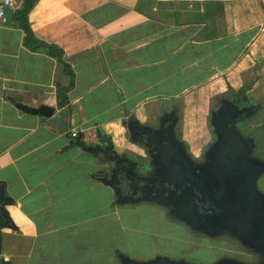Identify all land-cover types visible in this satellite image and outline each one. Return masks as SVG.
Here are the masks:
<instances>
[{"label":"crops","instance_id":"crops-1","mask_svg":"<svg viewBox=\"0 0 264 264\" xmlns=\"http://www.w3.org/2000/svg\"><path fill=\"white\" fill-rule=\"evenodd\" d=\"M21 4L13 0L14 13ZM26 20L61 63L30 49L13 19L0 26V210L8 218L0 263L182 258L157 240L186 245L165 233L185 230L155 202L119 199L111 185L117 165L91 150L105 148L99 134L107 138L141 180L148 146L131 131L172 122L175 139L197 159L213 139L211 99L229 90L250 110L237 124L255 120L245 127L263 131L264 0H35ZM61 102L71 110L66 132L17 107L59 114Z\"/></svg>","mask_w":264,"mask_h":264},{"label":"water","instance_id":"water-1","mask_svg":"<svg viewBox=\"0 0 264 264\" xmlns=\"http://www.w3.org/2000/svg\"><path fill=\"white\" fill-rule=\"evenodd\" d=\"M14 16L11 8L5 9L4 25L10 24ZM19 109L32 114H38L43 118L51 120L61 131H68L69 123L64 118L71 117V110L66 107L63 109L62 102L59 108L63 110L58 114L55 108L41 107L38 110H29L28 108L18 105ZM250 115L248 108H238L237 104H226L211 113L209 125L212 130L214 141L205 152V165L200 168L196 175V168L193 167L191 159L185 154L183 145L175 139L173 135V125L168 124L165 128L160 126L156 131L145 129V143L151 145L155 165L164 166L169 172V179L175 187L185 184L194 179V187L201 192L202 200L206 201L214 211H220L221 216L232 220V226L241 227L239 221H250L253 225L250 234L253 240H249L251 244L260 246L257 248L264 253V197L259 194L254 186L256 179L264 172V162L252 158L254 143L250 139L242 137L236 124ZM78 137V136H77ZM159 140L155 142L154 140ZM79 138L76 139L78 141ZM99 140L105 145L104 149L95 147L92 152H102L111 157V161L117 165L118 161L132 165L130 162L118 156L112 151L111 144L107 138L101 137ZM159 144L157 148L156 144ZM153 145V147H152ZM150 147V146H149ZM157 173L159 168L156 170ZM116 183L118 184V179ZM199 183L208 189L216 188V192L211 190H203L199 187ZM113 186V184H111ZM114 187V186H113ZM117 197L123 202L135 203L141 199H131L130 197L121 196L117 191ZM217 194V197L214 196ZM163 200H150L158 205ZM175 208L174 216L180 218L186 223L192 219H188L183 212L187 208L180 206ZM176 214V215H175ZM205 219L216 218L217 216L203 215ZM236 219V220H235ZM189 220V221H188ZM238 220V223L236 221ZM8 224L6 214L0 210V251H1V229ZM188 224V223H187ZM197 225V223H193ZM203 225V224H201ZM249 242V243H250ZM4 264V263H0ZM123 264H183L182 261L175 262L166 258H157L147 263H128Z\"/></svg>","mask_w":264,"mask_h":264},{"label":"flooded vegetation","instance_id":"flooded-vegetation-1","mask_svg":"<svg viewBox=\"0 0 264 264\" xmlns=\"http://www.w3.org/2000/svg\"><path fill=\"white\" fill-rule=\"evenodd\" d=\"M240 101V100H239ZM240 105V103H239ZM160 123V122H159ZM159 123L156 124V128H159ZM168 122L165 123V125ZM164 127V126H163ZM132 137L135 140L141 141L145 143V132L146 130L141 129V131L135 129L132 130ZM155 142H158L159 140H154ZM146 147V145L144 144ZM150 146V147H149ZM157 148L159 147V144H156ZM153 147V145H152ZM151 145H148L146 147L147 159L151 152ZM205 152L201 153V155L194 159L195 164L193 167L196 168L195 173H192V175H196L199 173L200 168L204 167V163H201V159L204 158ZM200 160V161H199ZM200 162V163H199ZM131 165L126 164L124 166L123 162L118 161L117 162V173H118V184L116 183V179L112 181L114 188L117 189L123 196L130 197L131 199H141V202H149L150 200H157L160 202V200H163L161 204L165 205L166 208L163 207V212L165 216H170L171 209L167 205L169 202L172 203V205L176 207L177 204L182 208L185 206L187 209L183 210L181 212L184 213V215L188 219L189 222L188 225L189 228L194 231L189 232L183 225L177 223L176 221L171 220V222L177 223L182 229H184L186 232H188L187 237L190 240V243L194 245V242H202L205 243V245H208L207 242H214V241H222V243L226 244L228 243V246H234L237 247L238 253H240L241 256L245 258V261H243L240 257L235 255H225L222 256L220 259H218L216 262L215 260H212L210 262H204V263H197L188 261L185 256H183L180 259H174L173 261L179 262L182 261L183 264H264V253L262 251H259L257 248H260V246H256L251 244V240H253V236L250 234L251 228L253 227L252 223L250 221H239L241 223V227H233L231 222L232 220H229L228 218H225L221 216V212L214 211L209 204L206 201L202 200V195L199 190H197L194 185V179L189 180L185 184H181L178 188L175 187L172 184V180L169 179L167 176L163 175L162 173L167 172L169 174L167 169H164V166L160 164V167L158 165L154 166V173L151 170V173L148 172L146 174L141 167V180L136 178L133 174V171L130 169ZM159 168L160 171H163L160 175L158 174L157 177H155V172ZM165 170V171H164ZM146 174V175H145ZM199 187L203 190H207L208 187H205L199 183ZM216 188H211L208 190H211V192H216ZM214 196L217 197V194H214ZM183 205V206H182ZM203 215H209V216H217L216 218L211 219H205ZM171 217V216H170ZM168 219V218H167ZM169 220V219H168ZM236 220V219H235ZM197 223V225H193V223ZM238 223V220L236 221ZM203 224V225H201ZM202 231V232H196V231ZM207 234L209 236H216L214 238V241H210L208 238H204L203 236H195L198 238V240L193 239L194 234L200 235V234ZM186 237V238H187ZM187 238V239H188ZM202 240H205L202 241ZM250 240V241H249ZM187 241V240H186ZM250 242V243H249ZM187 244V243H186ZM216 244V242H215ZM200 246V245H198ZM195 247L196 250H203L205 248ZM215 257V256H214ZM213 259V258H212ZM246 260H249V262H246Z\"/></svg>","mask_w":264,"mask_h":264},{"label":"rangeland","instance_id":"rangeland-1","mask_svg":"<svg viewBox=\"0 0 264 264\" xmlns=\"http://www.w3.org/2000/svg\"><path fill=\"white\" fill-rule=\"evenodd\" d=\"M239 100H241V98H239L238 95L236 97H234V96H231L230 94H225L224 96H215L214 98H212L210 105H209L208 115H207L208 116L207 117V126H209V129L211 130V127L209 125V121H210L211 113L213 111L222 107L223 105H225V103L235 105ZM253 122H255V120L247 121L244 124H237L236 128H237V130H239V133L241 134L242 137H244L246 139H250L253 141L255 147H254L253 152H252V158L255 160L264 162V130L261 131L259 129L260 127H258L256 125L253 126L254 128L252 126L250 127V125L245 127L246 125L251 124V123H252L251 125H253ZM170 123L173 124L172 122H169L168 124H170ZM153 124H154V121H153ZM249 137H251V138H249ZM213 141H214V138L212 139L210 145L212 144ZM210 145H208L203 151H201V153L206 152L207 149L210 147ZM183 150H184L185 154L189 157V159H191V161L194 165L195 164L194 158L189 155V153L187 152V148L184 147ZM149 154L150 155L148 156V159L141 161V167L143 169H145L143 171L146 174H148V172L151 173L152 169H153L152 170V172H153L155 169L154 166L156 164L154 162L155 159L153 157V152L151 151ZM200 162L205 164V154H204V158L201 159ZM162 172L163 171L159 170L157 173V171H156L155 177H157L159 173L161 175ZM162 174L167 176L168 178H170L169 174H167V172H164ZM254 186H255L257 192L264 197V172L262 175H260L258 177V179H256ZM157 202H159V201H157ZM167 205L171 209V213H170L171 217L169 215H167L168 219H172V220L176 221L177 223L183 225L189 232L194 231V230L191 231V229L189 228L190 225H188L185 221L183 222V220L174 216L173 212L175 210V206L172 205L171 202H169ZM163 207H164V209L166 208L165 205H163ZM164 226L165 225L163 223L160 224V227L165 229ZM199 231L200 230H198L196 232L198 233ZM159 232H160V235L163 234L161 231H159ZM174 232L175 231H173V233H171L169 230H167L165 233H166V236L175 237L178 241H180V239H184L185 241L187 240V244L185 245V243L184 244L179 243V245H178V243L176 241L170 242L168 239H165L164 237L160 236L157 240L158 246H161L162 244H169L170 243V245H172L173 252L178 253V254L181 253L182 255L185 256V258L188 261L197 262V263H204V262L207 263V262H210L212 260H215V262H216L222 256L235 255V254H237L236 256L240 257L243 261H245V258L243 256H241L240 253H238L239 251H238L237 247H234V246L230 247V246H228V243L224 244V243H222V241H219V242L214 241V238L216 236H209L205 233L203 235L202 234H200V235L194 234L193 239H195V240H198V238H196L195 236H203L205 239L208 238V239H210V241H214V242H207L208 245H205V243H206L205 240H202L205 243H202L200 241L199 242L195 241L194 245H192L190 243L189 238L187 237L188 232L182 231L181 229H178L177 233H174ZM183 232H186V233H183ZM200 232H202V231H200ZM215 242H216V244H215ZM198 245H200V246H198ZM197 246L200 248H205V249L196 250L195 247H197ZM246 262H249V260H246Z\"/></svg>","mask_w":264,"mask_h":264},{"label":"trees","instance_id":"trees-1","mask_svg":"<svg viewBox=\"0 0 264 264\" xmlns=\"http://www.w3.org/2000/svg\"><path fill=\"white\" fill-rule=\"evenodd\" d=\"M34 1L35 0H22V4L20 8L14 13L13 20L24 31L25 42L30 49L36 50V49L42 48L48 51L50 55L55 56L58 62L61 63V52H57L53 47L46 46L44 43L36 41L33 38L31 31L28 28L26 16H27L29 9H31ZM63 67H64V70L68 73V75L72 78L73 76L69 72L68 66L63 65ZM229 93L231 96H234V97L237 96V94L233 92L232 90H229ZM61 97L62 95L58 96L59 99H61Z\"/></svg>","mask_w":264,"mask_h":264},{"label":"built area","instance_id":"built-area-1","mask_svg":"<svg viewBox=\"0 0 264 264\" xmlns=\"http://www.w3.org/2000/svg\"><path fill=\"white\" fill-rule=\"evenodd\" d=\"M13 0H0V26L4 25L5 22V9L12 8ZM70 137L75 139L78 136L76 130H71L69 133Z\"/></svg>","mask_w":264,"mask_h":264}]
</instances>
